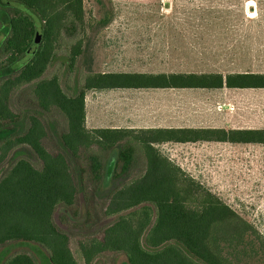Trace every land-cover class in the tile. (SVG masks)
<instances>
[{
    "label": "trees",
    "instance_id": "obj_1",
    "mask_svg": "<svg viewBox=\"0 0 264 264\" xmlns=\"http://www.w3.org/2000/svg\"><path fill=\"white\" fill-rule=\"evenodd\" d=\"M84 0H0V130L16 128L0 139V170L8 155L27 148L41 165L19 155L0 176V245L23 242L43 247L52 264H79L69 230L55 214L59 207L79 214L78 195L88 183L100 191L106 159L114 185L107 191L104 213L111 220L102 238L87 237L80 247L85 264L105 251L123 254L129 264H264V236L220 197L187 175L158 148L168 141L199 140L264 143V129L212 127L89 128V90L149 88H264V73L255 72H94L69 94L57 75L44 76L63 34L84 29ZM40 28V38L37 37ZM28 60L21 63L28 51ZM82 51L71 49V66ZM31 88L33 108L15 111L12 95ZM58 110L66 126L55 135L58 148L46 141L47 115ZM96 147V148H95ZM146 168L138 177L119 182L140 158ZM85 157L80 164L79 158ZM107 160V162H108ZM90 223V222H89ZM88 224V221H86ZM90 225V224H89ZM2 264H40L30 251L15 253Z\"/></svg>",
    "mask_w": 264,
    "mask_h": 264
},
{
    "label": "rangeland",
    "instance_id": "obj_2",
    "mask_svg": "<svg viewBox=\"0 0 264 264\" xmlns=\"http://www.w3.org/2000/svg\"><path fill=\"white\" fill-rule=\"evenodd\" d=\"M244 0H84L85 25L74 35L63 34L56 56L44 76L57 75L69 94L94 72H221L228 74L248 68H264V0L257 13L243 7ZM4 35H0V41ZM82 51L71 66L72 46ZM33 49L21 63L28 60ZM31 88L16 91L12 108L30 110ZM87 125H109L112 120L130 119L137 127L174 125L195 127H241L264 124V89L149 88L89 90L86 95ZM51 131L48 147L58 148L55 135L66 126L57 110L47 115ZM134 119V121L132 120ZM16 128L0 130V139ZM160 151L204 188L220 197L264 236V144L215 140L168 141ZM96 148V147H95ZM134 167L119 182L138 177L146 168L142 149ZM19 155L41 163L27 148L14 149L2 164L0 176ZM110 152L105 181L100 191L88 183L79 192V214L59 207L55 217L70 219V245L79 264H85L80 247L89 237L102 238L101 228L111 220L104 213L107 191L114 185ZM81 155L80 164L85 162ZM108 160V162H107ZM88 221V224H86ZM90 222V223H89ZM90 224V225H89ZM30 250L40 264H52L46 250L36 244L9 242L0 245V260ZM244 262L262 264L258 255L244 256ZM92 264H129L126 257L105 251Z\"/></svg>",
    "mask_w": 264,
    "mask_h": 264
},
{
    "label": "crops",
    "instance_id": "obj_3",
    "mask_svg": "<svg viewBox=\"0 0 264 264\" xmlns=\"http://www.w3.org/2000/svg\"><path fill=\"white\" fill-rule=\"evenodd\" d=\"M163 1V0H162ZM166 2H162L167 6L168 8L170 7V0H165ZM243 7L245 9H248V11L250 13H257L258 9L261 8L262 6V2L263 0H244L243 1ZM114 72H123V71H114ZM129 72V71H126ZM236 72H255V73H264V68L261 69H252V68H248L246 70H239ZM223 88H228V87H223ZM165 89V88H163ZM221 89V88H218ZM230 89H264L262 87H248V88H230ZM87 109V108H86ZM130 119H126L121 121L120 118H117L115 120H112L111 124L109 125H96V126H88L89 128H100V127H112V128H120V127H124V128H151V127H165V128H171V127H195V126H174V125H145V126H141V127H137L132 123H129ZM134 121V119H132ZM86 122H87V118H86ZM197 128H201V127H197ZM212 128H225V127H212ZM226 129H264V124L262 126H253V125H249V126H241V127H232V128H226ZM240 144V143H239ZM247 144H264V143H247ZM3 263V260H0V264Z\"/></svg>",
    "mask_w": 264,
    "mask_h": 264
},
{
    "label": "water",
    "instance_id": "obj_4",
    "mask_svg": "<svg viewBox=\"0 0 264 264\" xmlns=\"http://www.w3.org/2000/svg\"><path fill=\"white\" fill-rule=\"evenodd\" d=\"M40 34H41V32H40V28H38V34H37V37H38V38H40Z\"/></svg>",
    "mask_w": 264,
    "mask_h": 264
}]
</instances>
